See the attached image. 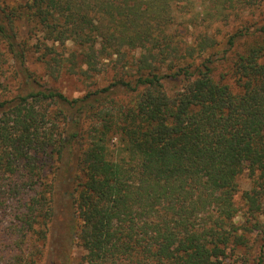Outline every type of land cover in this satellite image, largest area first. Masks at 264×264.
Listing matches in <instances>:
<instances>
[{
    "label": "trees",
    "instance_id": "1",
    "mask_svg": "<svg viewBox=\"0 0 264 264\" xmlns=\"http://www.w3.org/2000/svg\"><path fill=\"white\" fill-rule=\"evenodd\" d=\"M0 56V264H264V0H0Z\"/></svg>",
    "mask_w": 264,
    "mask_h": 264
},
{
    "label": "rangeland",
    "instance_id": "2",
    "mask_svg": "<svg viewBox=\"0 0 264 264\" xmlns=\"http://www.w3.org/2000/svg\"><path fill=\"white\" fill-rule=\"evenodd\" d=\"M180 22V21H179ZM26 26H23L21 29V36L27 37V28ZM183 28V34L187 36L188 38H191V34L195 32V29L190 26H180L178 25V29L180 31V28ZM220 33L218 37H222L224 33L227 31H230L233 27L231 24H220ZM190 40V39H189ZM36 41V37H31L30 42L33 43ZM37 52H31L29 54L28 63L36 73V75L40 78V81H42L45 85H50L54 88H57L61 91H63L65 94H67L70 97L73 96H79L86 92L88 89L98 86L99 84H105L106 76L109 75V73L99 76H96L95 79H83L82 77L68 72H62L57 78H54L52 76H49L47 73V70L43 66L42 63L37 61ZM2 56H0V92H4L3 89V83L8 81V76L11 75V72H6V68L9 66V61L6 63L2 62ZM10 74V75H9ZM104 82V83H103ZM115 141V138L112 142ZM239 191L237 195L235 196L236 204L239 208L238 214L236 215L235 219L238 222V224L243 223L246 219L247 213H246V205L242 198V193L244 190L251 187V178L249 177L248 171L245 170L239 177ZM9 219V216L2 215L0 216V223H4L6 220ZM252 221V220H250ZM249 221V223H250ZM57 225V224H56ZM58 228V227H57ZM260 229H256L253 233H251L249 236L251 237V241L255 242V238H259L261 235ZM53 232H55L54 235L59 233L58 230L54 227ZM53 234V233H52ZM71 235L73 236V230L71 232ZM256 245L252 250L245 251V249H237L235 251L230 250L228 256L225 259V264H243L241 259L247 255L250 256L253 255L256 252V247H259L260 242L256 241ZM63 241L62 239H58V237L52 235V241L50 240V245L52 246V249H56L53 253L54 259L57 260V263L59 264H79L82 260L84 250L78 245L75 244L72 239L70 241L69 245H62ZM257 247V248H258ZM252 258V257H251ZM54 259H51L49 264H56V261Z\"/></svg>",
    "mask_w": 264,
    "mask_h": 264
}]
</instances>
